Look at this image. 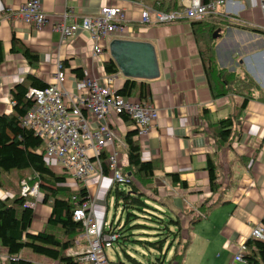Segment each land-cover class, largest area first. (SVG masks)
I'll return each mask as SVG.
<instances>
[{"label": "crops", "instance_id": "0c3cea01", "mask_svg": "<svg viewBox=\"0 0 264 264\" xmlns=\"http://www.w3.org/2000/svg\"><path fill=\"white\" fill-rule=\"evenodd\" d=\"M26 1L0 0V44L3 50L0 114L11 111L8 91L27 73L47 86L55 83L53 75L57 70L61 71L65 83L70 84L69 92L73 82L78 80L71 72L74 69L82 71V79L102 76L112 40L132 39L152 44L160 76L154 80H136L144 83L142 101L134 92L128 97L142 104L151 103L157 111V120L151 124L148 134L136 137L141 161L155 166L150 185L152 190L143 191L148 201L161 206L166 215L178 217L182 238H190L183 264L205 259L212 264H246L235 262L234 257L241 244L251 238L252 228L260 225L264 216V20L260 0H226L215 15L224 22L216 25L218 36L213 38L212 35L209 40L215 63L230 74L248 77L259 88L240 116L234 119L231 137L224 145H218L215 140L214 125L235 116L242 97L236 92L221 98L211 95L200 57L201 39L208 42L204 20L199 21L203 24L194 29L192 21L186 19L169 24L143 25L141 8L155 11V0H39L46 22L35 31L6 16L7 9L16 11ZM106 5H116L124 10L126 28L105 40L102 57L92 56L91 42L82 31L72 40L58 42V34L53 28L63 15H66V24H78L82 17H92ZM12 37L38 56L35 70H30L20 55L10 52ZM119 76L122 75L118 73L114 83L116 90L126 80ZM118 128L122 136L119 141L123 145L115 143L114 148L120 156L122 172L128 165L124 138L135 130L133 122L125 123L123 116L115 121V129ZM102 152L104 162L108 152L106 149ZM208 157L217 167L220 184L214 194L209 190L205 170ZM167 173H177L187 183V188L173 186L165 176ZM82 186L87 196L95 200L94 219L99 224L103 221V224L107 210L96 203L106 200L114 187L109 173H104L100 179L91 177ZM64 187L76 189L74 186ZM11 196L0 190V199ZM27 201L34 204L28 233L35 234L44 229L50 209L38 204L35 198ZM81 234L70 252L83 250ZM24 251L27 250H22L17 259L31 264H54L44 257L22 256ZM0 264H8L1 247Z\"/></svg>", "mask_w": 264, "mask_h": 264}, {"label": "trees", "instance_id": "16d2710c", "mask_svg": "<svg viewBox=\"0 0 264 264\" xmlns=\"http://www.w3.org/2000/svg\"><path fill=\"white\" fill-rule=\"evenodd\" d=\"M208 3L213 0H201ZM180 0H155V9L160 12L169 13L175 11ZM223 19L211 16L206 22V36L208 42L201 39L200 57L204 73L208 81L213 98H221L231 92L239 93L241 102L237 108V114L231 118L223 119L215 123V140L218 145H224L231 137L234 119L240 116L247 103L253 99V94L259 90L258 86L246 76L230 74L220 69L215 63L212 47L209 40L212 39L216 25H222ZM194 29L201 26L203 22L190 20ZM227 23V22H226ZM194 35L195 30H194ZM202 38V36H201ZM10 52L20 55L30 70H35L38 64V56L30 52L18 40L12 37ZM3 60V50L0 44V64ZM103 71L107 76L119 73L113 60L107 57L103 63ZM75 78L83 77L80 69L71 71ZM232 84V85H231ZM46 84L34 75L26 74L21 82L13 85L8 91L11 111L8 114H0V177H15V186H3L0 182V190L11 194L10 198L0 199V247L4 249L8 264H31L27 261L17 259L22 250L30 254L44 257L54 264H75L74 257L67 253L75 247V241L82 233L80 223L73 221L72 211L75 204L80 205L87 195L85 188L79 186L77 189L64 187L65 178L54 174L43 160V145L39 138L35 137L31 130L20 126V119L32 108L33 103L25 97L29 88L43 89ZM231 88V89H230ZM144 99V83L136 80L126 79L117 93L123 97H131L132 93ZM140 101V102H141ZM125 123L133 122L123 116ZM128 165L122 174L130 179V183L124 185L127 190L119 189V184H114L116 208L122 204V212L127 211L126 223L132 219L141 218L155 224L154 227L135 225L148 230L143 234L145 238H157L161 230H166L173 238L165 249L166 239L136 240L135 243H144L147 248L158 252V257L148 260V264H183L184 255L190 246V238H182L181 223L178 217H170L166 214L154 213L155 209L148 205L147 197L143 190H152L151 184L154 178L155 166L151 162L141 161L139 141L136 139V131L128 132L124 138ZM208 174L209 190L212 194L219 190L217 167L213 160L208 157L206 169ZM104 173H107L106 170ZM173 186L186 189L187 183L179 178L177 173L165 174ZM26 180L30 185L36 183L38 193L41 194V204L50 209L49 216L44 224V229L38 233L30 234L28 229L33 219V211L24 206L25 199L19 196V182ZM110 191V192H111ZM110 194V193H109ZM74 196L76 201H71ZM134 213H130L129 211ZM137 213L145 216H139ZM264 229V216L260 224ZM170 228L175 231L171 232ZM116 230V229H115ZM150 231V232H149ZM118 240L121 245L128 241L122 235V229L117 230ZM150 233V234H149ZM81 238V237H80ZM245 252L242 260L246 264H264V240L250 238L244 244ZM173 249L170 259L167 261L169 251ZM130 264H143L126 255ZM15 259V260H12ZM122 264V263H120Z\"/></svg>", "mask_w": 264, "mask_h": 264}, {"label": "built area", "instance_id": "2783aa9c", "mask_svg": "<svg viewBox=\"0 0 264 264\" xmlns=\"http://www.w3.org/2000/svg\"><path fill=\"white\" fill-rule=\"evenodd\" d=\"M226 0H213L203 3L201 0H180L178 8L169 13L141 8L143 25L169 24L176 21H202L218 13V7ZM264 20V0H260ZM6 16L12 21L22 22L35 31L46 22L39 0H27L16 11L7 9ZM66 15L58 20L53 28L58 34L59 43L72 40L78 32H84L92 45V56H103V43L109 37L125 30L124 10L118 6L106 5L92 17H82L80 22L66 24ZM264 30V26H263ZM59 66V65H58ZM102 67V65H101ZM103 69V67H102ZM117 75L102 76L97 79L83 78L72 84V90L62 88L64 75L56 71L53 75L55 83L43 89L29 88L25 97L33 106L20 119V126L31 130L40 139L43 147V160L47 167L63 176L64 186L76 189L91 177L101 178L106 170L113 184L127 185L130 179L122 174L121 162L115 143L123 145L114 135L115 121L126 116L133 121L136 137L148 134L151 124L157 120V111L151 103L142 104L138 100H130L117 93L114 83ZM103 149L108 156L102 160ZM90 152L91 157L86 153ZM37 184L27 181L19 182V196L25 199L24 206L34 209L28 198L38 195ZM75 202L76 198L71 197ZM95 200L86 195L85 200L75 204L72 219L82 227L84 245L80 253L68 252L74 257L75 264H111L105 251L111 249L119 236L117 230L106 222L99 224L93 216ZM251 238L264 240V229L261 225L252 228ZM241 244L234 257L235 262H243ZM15 260V259H12Z\"/></svg>", "mask_w": 264, "mask_h": 264}, {"label": "rangeland", "instance_id": "374dc122", "mask_svg": "<svg viewBox=\"0 0 264 264\" xmlns=\"http://www.w3.org/2000/svg\"><path fill=\"white\" fill-rule=\"evenodd\" d=\"M120 77H122V76H119L118 78H120ZM65 82H66V79L63 80V82H62V88L66 89V90L70 89L71 87H70L69 82H67V83H65ZM113 133L118 138L122 137L121 136V130L119 128L117 130H114ZM86 155H87V157H91L90 152H87ZM0 182L3 186L14 187L15 186L14 185L15 184V177H10V176L3 177V176H1ZM126 188L127 187H125L124 185H120V187H119V189H124V190H127ZM35 200L37 201L38 204L41 203V194L40 193L36 196ZM147 203L149 206H151V208L155 209V212H154L155 214L156 213L163 214V215L167 214L166 211L161 206H159L158 204L151 203L150 201H147ZM96 205L106 208L107 212H106V215L104 217L106 223L108 225H111L113 229H116V230L122 229V235L128 239V241L125 240L124 246H123V244L121 245L122 242L119 241L118 243H114V245L111 249H107L105 251L107 260L111 264H120V263L130 264L126 255H128L131 258L139 261L140 263L148 264V260L152 261L156 257H158V255H159L158 252L147 248L144 243L139 244V243H135V241L136 240L153 241L154 239L158 241V239H164L165 238L166 242H167L165 245V249H166L168 247V244L171 242V240L173 238L171 235L167 234L166 230H161L162 227L158 231L160 233V235L157 238H145V236H143V234L148 233V230H146L144 228H140V227L135 228V225L154 227L155 224L148 222V221L141 219V218L132 219L130 222L126 223L127 211L122 212V204H120L119 207L116 208L113 190L110 192L108 197H106V200H102L101 203L98 202V203H96ZM129 212L134 213L131 210ZM137 215L145 216V215L140 214V213H137ZM102 222L100 223V225L102 224ZM170 229H171L170 230L171 232L175 231L173 228H170ZM195 232L198 233L199 230H196ZM195 232H194V235H195ZM172 252H173V249L171 248V250L169 251V253L167 255V261L170 259ZM24 255H31V254H29L27 251H24V253H22V256H24ZM209 259H211V258L209 257ZM187 264H212V263L210 260L205 259V260L197 261L194 263L191 262V263H187Z\"/></svg>", "mask_w": 264, "mask_h": 264}, {"label": "water", "instance_id": "95a60500", "mask_svg": "<svg viewBox=\"0 0 264 264\" xmlns=\"http://www.w3.org/2000/svg\"><path fill=\"white\" fill-rule=\"evenodd\" d=\"M218 36V31L213 38ZM109 57L126 79L154 80L160 71L155 48L152 44L132 39H114L108 46Z\"/></svg>", "mask_w": 264, "mask_h": 264}, {"label": "bare ground", "instance_id": "6f19581e", "mask_svg": "<svg viewBox=\"0 0 264 264\" xmlns=\"http://www.w3.org/2000/svg\"><path fill=\"white\" fill-rule=\"evenodd\" d=\"M81 239H82V237H81Z\"/></svg>", "mask_w": 264, "mask_h": 264}]
</instances>
